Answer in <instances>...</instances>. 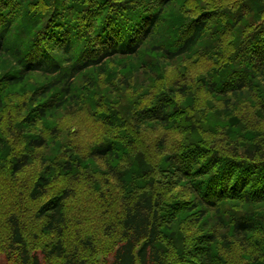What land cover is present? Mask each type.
<instances>
[{"label":"trees","instance_id":"obj_1","mask_svg":"<svg viewBox=\"0 0 264 264\" xmlns=\"http://www.w3.org/2000/svg\"><path fill=\"white\" fill-rule=\"evenodd\" d=\"M127 63H139L144 76L164 77L171 71L175 80L163 94L156 92L153 101L138 99L132 112L119 105L111 113L91 96L101 77L113 66L124 68ZM263 79L264 0H0V141L6 140L4 130L11 139L25 138L26 150L18 153L14 151L17 145L22 149L20 144L3 145L11 154L13 179L29 166L35 149L46 150L52 142L34 129L62 111L83 113L87 124L91 119L94 125L100 123L94 129V138L99 136L95 148L84 150L73 143L70 158L60 165L65 174H73L79 168L76 163L86 158L88 162L112 159L118 164L125 155L132 156L137 135L145 128L168 130L159 144L152 143L157 155H164L157 177L132 162L125 164L124 171L111 168L123 184L126 174L149 190L123 203L118 221L106 227V235L120 237L106 264H189L191 260L213 264L219 236L209 235L206 247L202 242L193 245L172 262L170 248L163 246L164 231L172 230L181 214L200 212L196 219L200 222L212 212L222 223L228 205L264 203V135L255 133L254 141L247 143L245 135L240 138L232 132L207 142L211 133L205 114L198 127L188 111L195 105L204 108L208 100L227 105L232 98L254 93ZM13 91L19 93V102L13 105H23L21 119L7 126ZM258 106L264 112V96ZM125 122L129 130L117 131ZM45 127L51 129L49 123ZM173 131L181 137L172 138ZM164 145H169L167 151ZM78 150L80 155L73 157ZM49 186L43 175L34 186L32 200L48 197ZM181 188L192 199L169 210L173 203L169 198ZM73 196V189L67 188L38 209L42 233L57 238L40 251L33 250L20 213L15 210L7 216L6 238L0 244L7 264H98L86 256L95 250L88 239L66 247V205ZM238 216L231 219L233 232L249 235L255 229L253 218L246 213Z\"/></svg>","mask_w":264,"mask_h":264},{"label":"rangeland","instance_id":"obj_2","mask_svg":"<svg viewBox=\"0 0 264 264\" xmlns=\"http://www.w3.org/2000/svg\"><path fill=\"white\" fill-rule=\"evenodd\" d=\"M127 64L128 67L124 68L113 66L107 76L99 79L91 96L93 100H97V105L111 109V113H114L115 109L119 110V105L128 106L132 112L133 108L131 109V107L138 99L149 97L153 101L156 92L164 93L169 88V84L175 80L171 71L164 73V77L161 76L162 74L144 76L141 73L139 63ZM175 67H177L176 64L171 65V68L175 69ZM125 81L127 82L125 83ZM126 84H131V87L128 88ZM254 91V93L250 92L240 98H232L227 105L224 102L216 103V101L209 102L208 100V103L205 106L203 104V106L205 108L209 105V109L204 111V108H198L195 105L189 109L188 113L197 126L201 124L198 120L203 119V113L205 114L203 120L209 126L211 133L207 142H215V138L219 135L220 137L223 135L230 136L232 132L240 138L245 135L244 139L247 143L253 142L255 133L264 135V112L258 106V100L262 101V96H264V81H261L260 86ZM13 93L15 94L9 98L12 108L7 126L11 123H18L21 119L22 104L13 105L15 100L18 101L19 93L14 91ZM132 98L133 100H131ZM68 111H65L67 114L62 111L63 113L47 120L51 129L45 127L47 124H40L34 129L38 134L51 138L52 142L49 143L46 150H34L29 166L17 175L16 180L11 177L10 151L3 145L20 144L22 149H18L17 145L14 151L20 153L24 151L25 138L18 141L11 139L2 130L6 140L4 143L0 141V244L6 238V218L16 210L24 218L33 250L40 251L45 246H52L57 238L54 234L42 233L41 224L36 220V214L38 209L52 196H57L61 191L69 188L73 189L74 196L66 205V214L69 219L66 247L69 249L79 240L88 239L93 243L95 250L93 254L87 252L86 256L95 263L106 264L112 258L116 243L120 239L118 233L111 236L106 235V227L108 224L118 221L120 218L119 209L123 203L132 197H142L149 190L142 181H134V176L127 179L126 174H124L125 183L123 184V180L117 177L114 174L115 170L111 171V168L117 167L124 171L125 164L132 162V164L136 163L139 170L148 169L150 176L157 177L156 168L158 169L162 165L164 155L158 156L157 152L152 149V143L163 140L168 130H165L164 127L155 126L149 129L145 128V132L137 135V138L134 135L137 139V146L135 150L129 153L132 156L125 155L121 159L123 161L120 160L118 164L114 165L112 159L96 158L94 161L88 162L86 158L82 163H76L79 168H74L73 174H65L60 165L70 158V149L74 145L73 143L77 142L82 145L84 150L95 148L99 142V136L94 138V129H98L100 125L98 121L94 125L92 119L91 123L87 124L83 122V113L71 111L70 114ZM129 127L130 125L125 122L117 128V131L129 130ZM53 128H55L52 131L53 134L51 132L46 135ZM176 131L180 134L186 133L185 130L181 129H176ZM174 136L181 137L173 131L172 138ZM182 138H186V136H182ZM142 143L144 144L142 145ZM168 147L169 145H164L165 151ZM172 147L174 146L170 145V148ZM78 155H80L79 150L74 152L73 157L76 158ZM128 158L133 159V161H128ZM142 158L150 161V165H145ZM81 167L82 169H80ZM43 175L47 176L50 181L49 196L34 201L31 198L34 186ZM192 197L185 192V189H178L169 198V201H173L169 210H174L172 208L175 204L184 203ZM224 213V222L222 223L217 221L212 212H209L200 222L196 221L200 217V212L181 214L177 225L172 230L165 229L164 231L168 239L164 238L163 246L170 248L171 251L168 260L175 262L179 259L182 250L198 243L202 242L203 246L206 247L209 235L216 234L219 238L213 246L216 252L215 258L212 259L213 264H264V203H256L252 206L236 203L228 205ZM245 213L253 218L255 229L249 232V235L242 236L233 232L231 219ZM173 233L176 237L170 239L169 236ZM203 246L200 247L206 252V248ZM200 255L202 257L207 256L205 253ZM194 259L201 260L200 257H194ZM0 264H7L4 254L0 255ZM189 264L198 263L191 260ZM202 264H205L203 260Z\"/></svg>","mask_w":264,"mask_h":264}]
</instances>
